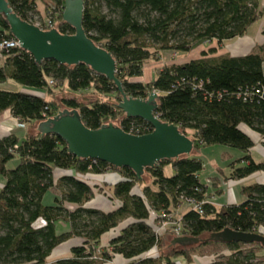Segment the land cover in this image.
<instances>
[{"label": "trees", "instance_id": "16d2710c", "mask_svg": "<svg viewBox=\"0 0 264 264\" xmlns=\"http://www.w3.org/2000/svg\"><path fill=\"white\" fill-rule=\"evenodd\" d=\"M7 1L24 20L39 22L43 29L55 27L64 34L74 33L62 19L64 0H49L50 4L46 0ZM40 1L48 17L38 15L32 20L31 15L41 11ZM48 20L53 26H47ZM260 20L264 22L260 0H84L83 28L112 54L116 77L127 96L145 98L155 90L159 118L177 125L194 141L191 154L146 168L155 188L143 186V177L137 178L128 167L77 158L68 153L59 136L45 134L38 139L37 130L29 131L63 107L77 109L91 129L119 119L118 126L126 132H150L149 123L127 117L116 106L121 95L112 81L83 63L68 66L47 59L38 64L19 47L1 51L0 84L12 80L22 90L0 88V114L9 111L25 128L22 135L0 136V176L4 177L0 187V264H46L56 248L71 237L83 241L55 264H107L114 255L123 256L127 264H175L178 257L191 263V250L183 248L192 245L171 244L182 249L164 253L162 236L171 233L159 235L151 223L153 216L174 215L186 198L201 203L202 212L182 211L183 235L203 237L225 227L257 233L264 228V182L243 186L242 202L217 206L207 196V184L199 179L204 165L198 154L202 146L213 144L240 149L244 153L238 159L241 164L230 163L227 175L233 181L264 172V161L252 158L254 143L240 128L245 125L263 137L264 147V43L242 56L219 53L224 42L247 35ZM12 38L0 13V41ZM213 41L217 46H209ZM202 44L208 45L198 58L164 64L151 80L140 79L145 65L159 61L164 53L191 52ZM89 91L95 99L80 97L89 96ZM58 93L62 96L56 101ZM10 161L16 162L13 168L7 167ZM166 164L173 167V175L164 174ZM57 171H72V175L57 176ZM108 172H115L111 173L115 180H105L112 185L110 199L115 207L101 211L85 206L94 200V190L81 177L96 178ZM135 187L142 190L140 194L133 191ZM50 189L58 194L53 193V203L44 204L43 197ZM38 221L42 224L36 226ZM108 232L113 237L102 245V236ZM211 243L218 242L198 246ZM225 245L230 253L209 264H254L256 254L252 249L241 250L244 243Z\"/></svg>", "mask_w": 264, "mask_h": 264}, {"label": "water", "instance_id": "95a60500", "mask_svg": "<svg viewBox=\"0 0 264 264\" xmlns=\"http://www.w3.org/2000/svg\"><path fill=\"white\" fill-rule=\"evenodd\" d=\"M0 13L18 41L19 48L30 53L36 63L51 59L68 66L79 63L89 66L92 71L114 83L121 95L116 106L127 117L140 118L152 127L148 133L132 134L112 121L91 129L82 122L77 109L63 108L56 115L38 122L35 128L40 133L38 139L45 134H55L66 143L71 155L103 161L117 168L128 167L139 179L145 177L146 168L154 167L162 160L192 153L194 141L177 125L162 121L157 115L158 93L155 90H151L145 98H134L124 92L121 81L116 77V61L112 54L88 37L83 28L84 0H64L62 19L74 28L72 34L61 33L55 27L42 29L22 19L7 0H0ZM61 175H72V171H62ZM92 204L89 202L85 206ZM206 241L257 243L264 247L263 234L230 227L203 237L176 236L171 239V244L188 246ZM75 245L76 242L72 240L69 248Z\"/></svg>", "mask_w": 264, "mask_h": 264}, {"label": "rangeland", "instance_id": "374dc122", "mask_svg": "<svg viewBox=\"0 0 264 264\" xmlns=\"http://www.w3.org/2000/svg\"><path fill=\"white\" fill-rule=\"evenodd\" d=\"M46 1L49 2V0H46ZM260 2H261V5H264V0H260ZM49 3H52V2L50 1ZM39 6H40L41 11L37 12L38 14H32L31 15L32 20H36L38 18V15L42 16L43 18L48 17L46 7L43 6V4H39ZM261 23H262L261 20L254 23L249 28L248 34L252 35V36L259 35L261 33V29H263V26H264V25H262V28H260ZM207 45L208 44H202L199 47H197L196 49L192 50L191 52L178 53V57H185L187 59L189 57L198 56L200 49L204 48V46L206 47ZM225 45H226V42H224V44L222 45L219 52H223V51L227 50V48H225ZM209 46H217L216 41H213ZM170 54H171L170 52H166L163 55V57L159 60L158 63H151V64L145 66V71L143 72V76L140 77V79L143 80L144 82L151 80V78L153 77L155 68H156L155 66L163 65L167 61H169V59L171 58ZM0 57H2L1 53H0ZM2 84L3 85H1V87H3V88H7L10 90H19V89L22 90L21 86L12 80H8L7 82L2 83ZM86 94H89V96H81L80 95V97H82L83 99L86 98V99H90V100L95 99L94 93H92V91H89V93H86ZM61 96L62 95L60 93H58V94H56L54 99L56 101H59ZM62 108L63 107H61V109ZM118 120L117 119L114 120V121H116L117 125L119 122ZM36 125L29 130L31 133H36V130H35ZM240 128L246 133L247 132L253 133V134H251V133L250 134L247 133V134L252 139L254 146H257L259 148L263 147V141H262L263 137H261L259 134L255 133V131H252L249 127H246L245 125H240ZM0 131L1 132L4 131V133L8 132L6 128H3ZM19 134L22 135L23 130H19ZM254 146L250 150V154H251L252 158L256 162L264 161V156L261 153H259L255 149ZM198 154H199V158L202 160L203 165H204L203 170L199 174V179L202 182H205V183L207 182L206 184L211 185V186H208L210 188H209V191L207 193V196L210 197V200L212 199V202L219 203V205L217 204V206H222V205H227V204L228 205L229 204H235V202H233V194H232L233 191L232 190H234V192H235V196L237 198L238 203L242 202L244 200V196L242 195V192H241L242 187L249 185V184L256 182V181L259 182L264 178V173H259V172L255 176L252 174L251 176L245 178L244 180H234V182L232 181V179L228 178V176L230 175L229 174L230 173L229 168L231 165L230 163H232L233 165L234 164H237V165L241 164V162H239L238 159L240 157H242L244 155V153L238 148H234V147L222 145V144H213V145L202 146L199 149ZM15 165H16L15 161H10L7 164V167L13 168ZM218 168L221 170L220 172H219ZM111 173L114 174L115 172H108L107 174H111ZM164 174L166 176H171L174 174V169L170 164H166L164 166ZM102 175L105 176V174H102ZM144 175H145V177H143L144 182L142 185L143 186L150 185L152 188H155V186L151 184V179H150L148 173L145 172ZM81 178H83L86 182H88L94 190V198H93L94 200H91V202H93L92 207L96 208L98 210H101V211L112 210L113 206H114L113 201L110 199V195H111L110 187L112 185L108 182H105V180H97V179L90 177L88 175H83ZM206 189H208V188L206 187ZM133 191L135 193L140 194V192L142 190L135 187ZM53 193L58 194V191L55 189L54 190L50 189L48 192L45 193V195L43 197V203L44 204L53 203ZM210 193H211V195H210ZM95 198H97V200L99 198L105 200L108 206L104 207V205L102 203H100V204L96 203ZM66 206L70 210L73 209V205L67 204ZM186 207H187L186 204L182 205L180 203L177 207V210L182 212L183 210H185ZM63 227H64V225L62 226V228ZM166 233H170V232L168 231ZM106 237L107 236L105 235V238ZM172 238H173L172 234H164L162 236V242H163L162 251L164 253H167L173 249L174 250H181L182 249L181 246H175V247L171 246V239ZM72 240L74 242H76V244H78V245H80L83 241L80 237H71L67 241L63 242L61 246L59 245V247L56 248V249L62 248L61 254H59L58 256L49 257L46 264H55V262L58 259L66 258V257L70 256L69 244H70V241H72ZM183 249L191 250L190 251V252H192L191 264H203L205 262H207V264H209V262H212L213 260H217V259L222 258L223 256H226V254L230 253V251H231L224 243H211L208 245H201V246L192 245V246L185 247ZM250 249H252L256 254V258L254 259V264H264V247H262L260 245H251V244H244L243 246H241V250H250ZM110 262H107V264ZM178 262H180V264L181 263L182 264L188 263V261L186 259H184L183 257L176 258L175 264H178Z\"/></svg>", "mask_w": 264, "mask_h": 264}, {"label": "crops", "instance_id": "0c3cea01", "mask_svg": "<svg viewBox=\"0 0 264 264\" xmlns=\"http://www.w3.org/2000/svg\"><path fill=\"white\" fill-rule=\"evenodd\" d=\"M45 2L48 3V4H50L48 1H45ZM39 4H42V2H39L38 3V7L40 8ZM261 21H262V23H261V27L260 28H262V25H264L263 20H261ZM263 43H264V36L262 34V29H261V33L259 35H256V36L249 35L248 32H247V35H245L243 37H238L236 39L227 40L226 41V45H225V48H227V50L226 51H223V52H219V53H229L231 56H242V55H245L248 52L254 50L257 45H262ZM206 48L207 47L202 48V49H200V51L201 50H206ZM170 53H171L170 54L171 55V58L165 64H170V63H184L186 61H189L191 59H194V58H198L199 57V55H198V56L189 57V58L186 59L185 57H178V53H174V52H170ZM158 62L159 61H152V62L148 63L147 65H149L151 63H158ZM2 64H3V58L0 57V65H2ZM147 65H145V66H147ZM163 65L155 66L156 68H155L154 74ZM143 70L145 71V67H144ZM154 74H153V76H154ZM1 85H3V84H0V88H3V87H1ZM3 89H7V88H3ZM8 90H10V89H8ZM10 115L11 114H10L9 111H4V112H2L0 114V130H2L3 128H6L7 131H8L7 133H4V131L3 132L0 131V136L6 135L8 133L19 134V130H23L24 129V128H17V127H15V124H14L13 120L11 119L12 116H10ZM247 133L250 134L251 132H247ZM251 134H253V133H251ZM254 147H255V149L259 153H261L264 156V147H260V148L257 147V146H254ZM218 170H219V172L221 171L219 168H218ZM60 173H61V171H57L56 172L57 176ZM115 178L116 177L114 175L109 174V175H105V176H97L95 179H97V180H106V181H113V180H115ZM3 183H4V177L0 176V187L3 185ZM208 186H211V185H208L207 184L205 186V187L208 188L207 189V193H208L209 188H210ZM232 191H233L232 192V194H233V202L238 203L237 198L235 196V192H234V190H232ZM210 195H211V193H210ZM95 201L98 204L102 203L104 205V207H107L108 206L107 203H106V201L103 200V199H101V198H99L98 200L96 199ZM211 201H212V199H211ZM113 203H114L113 204L114 205L113 208H114L115 205H116V203L115 202H113ZM214 204L215 205H217V204L219 205V203H215V202H214ZM41 224L42 223L38 221V222H36L35 225L36 226H39ZM105 235L107 236L106 238H105ZM105 235L102 236V240H101V244L102 245H107L109 239L112 236L111 232H108ZM61 252H62V248H58V249L55 250L53 256H58L59 254H61ZM127 262L128 261L123 256H121V255H114L113 260L110 263H108V264H127ZM178 264H180V262H178ZM187 264H191V263H187ZM203 264H207V262H205Z\"/></svg>", "mask_w": 264, "mask_h": 264}, {"label": "built area", "instance_id": "2783aa9c", "mask_svg": "<svg viewBox=\"0 0 264 264\" xmlns=\"http://www.w3.org/2000/svg\"><path fill=\"white\" fill-rule=\"evenodd\" d=\"M34 24H36L40 28H42V26L39 22H35ZM46 24H47V26H53L52 22L50 20H48L46 22ZM13 47H19L18 41L14 37L12 39H9V40L0 41V52L3 51L4 49L13 48ZM10 116H12V115H10ZM11 119L13 120L15 127L25 128V125L23 123H21L17 118L12 117ZM129 133H132V132H129ZM257 173H254L253 175L255 176V175H257ZM259 173H264V172H259ZM263 182H264V178L261 181H259L258 183H263ZM185 204L187 205L185 210L186 209H194V210H198L199 212H202L201 203H197L196 201H194L191 198H186L184 200L183 205H185ZM181 219H182V212H181V214H179V212L177 210V212L174 215L163 214L160 216H153L151 223H152V226L154 227V231L157 234L162 235V234L169 231L173 237H176V236H182L183 235L182 234V220ZM253 232H255V231H253ZM257 233L264 235V228L260 227L258 229ZM152 251L153 250H151L150 253H147V254H151Z\"/></svg>", "mask_w": 264, "mask_h": 264}]
</instances>
